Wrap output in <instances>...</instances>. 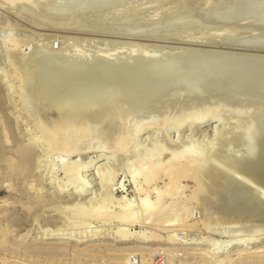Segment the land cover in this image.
<instances>
[{
    "label": "rangeland",
    "instance_id": "374dc122",
    "mask_svg": "<svg viewBox=\"0 0 264 264\" xmlns=\"http://www.w3.org/2000/svg\"><path fill=\"white\" fill-rule=\"evenodd\" d=\"M12 1H13V3H12ZM21 1H24V2H21ZM39 1H40V3H39ZM125 1H126V4L124 3ZM125 1H118V2L114 3L113 6H115V10H116V8L122 10V8L123 9H127V8L133 9V8L137 7L138 9L143 8L147 11V9L150 10L153 7L155 8L156 5L158 4V3H156L157 1H155V0L154 1L149 0L150 3H148V0H129V2H131V3H129L127 0H125ZM253 1L254 0H208V1L207 0H190V1L189 0H173V1L164 0L161 2L164 3L163 4L164 6L162 9L165 10V15H164V11L162 9L161 10L158 9L157 12H156V8H155V10L151 9L150 11H147L149 13L148 17H150V15L151 16L154 15L153 17H155V18L157 17V19H158V17H159V19L162 18L163 24L161 23L162 21H160L161 25L160 24H158L157 26L155 25L156 27L153 25H149V26L150 27L152 26L151 30L156 28L154 30H157L158 32L162 33V32H164V30L169 31V29H170V31H171V29L173 30V29L177 28L180 25V22L183 21L184 18H185L184 20L192 18V19H197V20H201L204 22L206 21L207 23L206 22L205 23L207 26L204 29H206L207 32L208 31L209 32H220L222 30V27L226 26L224 24L228 25V21H236L242 25L250 22L249 23L250 25L249 24L248 25L246 24V25L251 26V24H252V26L254 28L252 26L247 27L246 25L244 27V25H243V28L240 27L242 29L241 30L242 32H240L241 34H240L239 38L243 41L245 38V40L248 41L247 38H249V36H250V37H252V38H249L250 42L256 43V40L258 39L257 43H260V42L263 43L262 41L264 40V25H261L260 22H258L257 20H252L254 18L253 17L254 15H252V13H248L251 15L250 16L247 14V11H246V9L248 10V8L251 6L250 3H252ZM260 1L264 2V0H260ZM35 2H37L38 4L36 5ZM43 2H45V4H42ZM51 2H53V1L52 0H45V1L44 0H38V1L34 0V3H33V0H19V2L17 0H11V1L10 0H0V259H1L0 264H12V262L14 260H16V259H13L14 257L12 259H11V257H9V259H7L6 261L2 260L3 256L8 257V256H11L12 254H17L20 257V259L17 258V261H21V262H26L30 259L31 260L42 259L44 261H50V262L51 261H58L59 263L62 262V264H140L138 262V260L140 261L142 255L146 254V253H148L150 258L152 259L150 264H215L214 259H212V260L210 259L209 261H207L206 259H204L203 254L198 253V250H197V252L195 251V249L192 250L193 247L200 246L199 244H189V243H178L177 244V243L168 242L169 239L181 240V239H185V238L187 239V237H190V236L193 237L194 240L195 239L196 240H206V237L209 236V238L211 240L209 242V246H210V244L212 245L214 243L215 244L218 243L220 245L223 243L225 244V242H226V244H227V241L229 240L228 237L230 236L231 243H229V244L231 245L235 242H237V243L234 244V247L230 248L229 250H227L226 252L221 254V256L228 255V254L231 256H234V257L236 255H241V256L245 255L246 256V255H248V253H251V252H253V253H260L261 252L262 254H264V205H260V204L257 205L256 200L254 198L245 204L247 206V209L241 212L242 215L235 217L233 222H230L231 223L230 225H229V223H226V222L223 223V221L221 222L222 223L221 224V223H219L220 220L218 222V220H216V218H215L216 221L214 220L215 225H214V223L212 225V222H214V221H212L211 223L208 222V220L210 218L208 219L205 216V214L207 212L206 213H203V212H205L206 209L209 210L208 212H211V213L215 212L214 208L212 207L211 204H212V201H214V199L216 198V195H214L213 193H210V192L209 193L206 192L205 195H207V197L209 196L210 199L207 198V201H205V204L202 201L199 204L198 200L193 201L194 199H190V195L194 189V181L184 180L182 182V184H184L183 187L180 189V192L175 196L176 206H180V207L185 206V207H188L191 211L189 213H185V214L181 215L180 218H181V220H183L184 225L178 226V228H179L178 230H175L172 228L174 232L171 229H168V228L162 226V224L164 222H166L167 219L170 220V219H174L177 217L173 213H167V214H158L157 213V214H154L150 218V220L152 221L151 223H144L143 214L141 212L142 209L140 206L141 197L139 195L135 194L134 189H135L136 183H138L140 186L144 187V184L142 182L143 180H142L141 174H140V169L142 167L147 168V163L146 164L140 163L139 166H136V165L132 164V158H127L126 154L124 157V154H120V152L112 153V151H113L112 143H113V139H114L113 137H115V136H113V134L116 135V132L118 133V131L116 129L117 128L119 129V126L122 127L121 125L124 126L126 124L125 127L127 128V131L130 134L134 131V125L133 124L136 123L135 122L136 119L140 118L139 121L140 120L141 121H143V120L149 121V119H151V121H156V119H158V118L160 119V117H161L159 114L160 112L159 111H158L159 113L156 112V110H154L153 107L157 106V105H158L157 107H159L163 103H165V101L167 99L170 100V98H171V100H172L173 98L180 96L181 93H182L181 96H183V94H184V96L187 95L186 90L190 91L191 89H194V91L196 90L198 92L199 89L196 87H199L201 89V91H202V89H205V90L208 89L211 93H213L215 91L217 92V89L213 90L214 86L212 85L213 84L212 81H216L217 79L220 80L219 77H221V76L212 77V79H211V76L209 77V80H211L210 86H212L213 88H211L209 85H207L205 83V76L208 77L206 75V73L200 74L197 72H194V73L190 74L189 76H188V74H185V75L183 74L184 76L182 74L180 76H176L180 80H182L183 79L182 77H184V84L185 85L183 84V81L177 80L176 77L172 78V80L175 79L174 80L175 82H172V80L166 81V83L163 82L165 84H163V83L157 84V82L156 83L153 82L154 87L153 86L152 87L155 89L156 92L154 91L153 88H151V86H150L151 83H150V85H148L149 83L142 84L143 86L140 85L141 86L140 88L143 87V89H144L145 86H147L146 89L140 91L139 90L140 88H137V90H139V91L133 92L134 94L133 93L128 94V96L131 98L133 96V98H132L133 101H137V102H140V104H142L141 102L145 98L146 99L148 98L147 100L143 101L147 104H143V105L149 106V103L151 104L152 102H155L154 100L157 101L159 97L161 98V96L167 95V98L162 97L165 101L164 100L162 101V98L161 99L159 98L160 100H158V101H162L161 102L162 104L161 103L158 104L159 102L151 104L153 111H152V109H150L151 107H149V110L147 109V107H146V109L144 108L145 111H147L146 113L143 109L144 106L141 105V107H142L141 113L139 116H135L136 118L134 117L135 118L134 121H133V117H130L129 120L127 119L129 121V123L126 119H125L126 120L125 123L123 122L124 119H123V121H120L117 124L115 122V125L117 127L114 130H112V129L107 130V129H105V125H104L102 127V130L105 129V131L101 130V132L96 136H95V134H97V130L99 132L101 129L100 126L102 125L101 124L102 120L105 119V121L106 120L110 121L112 119H106V118L103 119L102 118V120H99L98 124H97L98 121L96 123L92 122V124H91L92 126L90 125L91 128H88V127H90L88 125L91 122L87 123V128H88V131L90 130V133H92L94 131L93 129H95V128H97V129H95V133L93 132L94 134L93 133H92V135L90 134L91 137L89 135V132H87L88 133L87 135L89 136V137L87 136L88 139L85 138L86 134L83 135L84 137L80 138V141H83V142H81L82 143L81 149H83L82 151L79 149L80 148L79 147L80 146L79 138H76V137H75L76 139L73 137L72 141H73V143L75 141V145H74L75 149L77 148V146L79 148H77L74 153H71V155L66 153V152L63 153V151H60V150L58 151V149H53L48 145L46 137L44 136L45 134L42 131L43 130V126H42L43 120H41V118L38 117V113H36V112H38V107H39V104L41 103V100L39 101L38 99L37 100L35 99L36 98L35 96H38L37 93L35 92V88L33 89V93L31 91V89L25 90L26 88H28L27 86H26V88L24 87V89H23V86H24L23 83L24 82L19 77L20 74H19L18 70H19V67L21 68L23 66L22 68H24V63L28 62V65L27 64L26 65L28 66V70L30 72V69H29L30 64L29 63H31L30 60H32V63L34 61V63L35 64L37 63V65H35V68L34 67L31 68V72H32V70L37 69V73L35 75H37V77H38V73H39L38 70H40L39 65L40 66L42 65V63L40 64L39 62L43 61V64H44V62L46 64V63H48L49 58L52 59L53 57H55L56 53H59V55H60L61 51L63 52L62 54H65V52H68L69 50L67 49L66 44L67 45L69 44L68 46H71L77 38H82L83 34H80V32H81L80 30L84 29V27H83V29L81 26L79 27L78 22L76 21V20H78L77 18L82 19L81 13H80L79 17H78L79 13H75L76 15L74 14V16H72V18L62 16L61 14H58V12L52 11L49 8V5H47L48 7L46 6V8H45V6H43L46 4H51ZM119 2L120 3L122 2L121 5L119 4ZM136 2H138V3H136ZM145 2H147V3L145 4ZM55 3L57 4V0H54V3H52V4L55 5ZM139 3H141V4H139ZM178 3L179 4H183V3L185 4L186 3V6L190 7L189 10H188V8H185L188 10L187 13L179 15V17H178V15H175L176 10H174V9H178L176 7ZM143 4H145V5H143ZM207 4H208V6H207ZM132 5H133V7H132ZM118 6H119V8H118ZM236 6H239V7H241L242 10H244L243 15H241L244 17L237 18L235 20H230L228 13L231 10H233V8ZM168 7H170V8H168ZM171 7H173V8H171ZM48 8L50 9V12H48L49 11V10H47ZM113 9L114 8H111V11H112L111 13L109 12L110 10H107V12L106 11L102 12L103 18H98L99 14H101V12H100L101 10L100 11L97 9L92 10L91 13L90 12L88 13L87 19H85L83 21L81 20V22H84V23H81V24H84L82 26H85V28H86V29H84L83 32H87L86 36L84 34L83 39H85L86 42L88 40L89 41L87 43H82L83 44L82 46H84L83 47L84 51L88 48L87 51H85L86 54H84V51L81 52L80 51L81 49L78 50V52L83 53L84 55H87V57H88L89 54L91 53V51L96 50L94 52V54L91 53V56H93V55H95V53L96 54L98 53V49H100V48L102 50L106 48L107 50L111 51L112 48H115L116 45H119L118 42H120V41L123 42L126 39H128L127 37L124 36V34L122 36V33L119 32V31H121L120 29H122L119 27L120 26L124 27L125 25L123 26V25L118 24V21L116 20L117 15L115 13V10H114L115 14H113ZM168 9H169V11H168ZM172 9L175 11L174 17L172 16V14L174 13ZM191 9H192V12H191ZM210 9H213V10L210 11ZM160 12L162 13V15ZM169 12L171 13L170 16H168ZM193 12H195L196 14L195 13L193 14ZM198 14L200 17L198 16ZM89 15H92L93 17L92 16L89 17ZM183 15H184V17H183ZM59 16H60V18H59ZM95 16H97L96 17V23H95ZM112 16L115 18H113ZM166 16H167V18H166ZM187 16H188V18H186ZM189 16H190V18H189ZM74 17L76 19H74ZM109 17L111 19L113 18L112 21H111V19H109ZM168 17H170L171 21L167 20ZM176 17H177V19H176ZM65 18H66V21L68 20V18H69V20H71L70 24L72 26H70V24H68V23H65ZM88 18H89V22L91 20L90 23L88 22ZM58 19H59V21H58ZM98 19H100V21L101 20L102 21L100 22ZM214 19H216V21ZM53 20H55V22ZM72 21H75L76 23L73 24L74 22H72ZM106 21L108 22V24ZM114 21H116V23ZM220 21H221L222 25H221V23H219ZM57 22H59L60 24H57ZM62 22H63V24L61 25ZM113 22H114V24L112 25ZM145 22H147V21H145ZM169 22L170 23L174 22L173 24H175V25L171 24L172 27H170L171 25H169L170 24ZM210 22H211V25H210ZM254 22H256V23H254ZM257 22H258V24H257ZM76 24H77V26H76ZM115 24H116V26H115ZM208 25H209V27H208ZM132 26L128 25V26H125L124 28L131 27V28H129L131 30V29H133ZM141 26H143V27H141ZM141 26H140L141 28H138V30H144V29L147 30L148 29L145 27L146 26L145 24H142ZM149 26H147V27H149ZM256 26L258 27V29L256 28ZM259 26H260V28H259ZM77 27H79V28H77ZM107 27L108 28L111 27V28L108 29ZM65 28H67L68 30H66ZM71 28L72 29L77 28V30L75 29L76 32L74 30H72ZM106 28L108 30H110V32H111V30H113L115 32L113 33V31H112V35H111L109 31L107 32ZM197 30L200 31L202 29H200V30L197 29ZM78 31H80V32H78ZM118 32H119V34H117ZM245 32L247 33L248 36L246 35ZM90 33H92L94 35H92ZM106 33L109 35H107ZM249 33H251V35ZM63 34H64V36H63ZM51 35H52V37H51ZM87 35H90L91 37L90 36L88 37ZM70 36H71V38H70ZM246 36H247V38H246ZM67 37H69V38L67 39ZM73 38H75V39H73ZM214 38L216 39L217 43H218L219 39H221V38H219V36L217 37V38H219L218 40H217L216 36H214ZM70 39L72 42L70 41ZM72 39L74 40V42ZM83 39L81 40V42H85V41H83ZM162 39H165V38H162ZM211 39L213 40V38H211ZM108 40H110V41H108ZM18 41H20V42L18 43ZM62 41H64V42H62ZM67 41H68V43H66ZM176 41L177 40L174 41V39L173 40L171 39L169 41L166 40V42H162V43H164L163 45L167 44L166 48H168V49L165 48L166 50L165 49H163V50L165 52H170L169 50H172L173 48H175L177 46L175 48V50L178 47H180L181 51L183 52L182 46H185V47H183V49L188 47V44L182 45L183 44L182 42L180 43L178 41L180 43L179 44L178 42L176 43ZM216 41H214V42L216 43ZM220 41H219L218 45L217 44H215V45H217V46L221 45ZM69 42L71 43V45ZM107 42H108V45H107ZM113 42L115 43V46L111 48V46H113V44H114ZM174 42H175V45H174ZM214 42H211V40H210L208 43L207 42L206 43L208 45H214ZM109 43L111 44V46L109 45ZM86 44H87V47L85 46ZM58 45L61 49L64 48V50L65 49L66 50L65 51L61 50L59 52L58 50L60 48L58 47ZM62 45H64V46H62ZM97 45H99L100 48ZM45 46H48V47H45ZM92 46H94V47H92ZM106 46H108L110 49H108V47H106ZM77 47H79V46H77ZM120 47L117 46L115 48V50L117 49L116 50L117 53L118 52L120 53V54L118 53V55H122L121 53L124 54V52L126 51V48L124 47L125 51L122 52L121 49H118ZM169 47H171V49H169ZM189 47H191V45ZM198 47H201V46H198ZM79 48H77V49H79ZM124 48H123V50H124ZM92 49H95V50H92ZM106 49L103 50L104 52L101 51L102 52L101 55H100V51H99V55L100 56H102V54L107 55L108 52ZM38 50H40V51H38ZM156 50H157V48H156ZM158 50H160V49L158 48ZM175 50H174V52L176 53L178 50L177 51H175ZM110 51H109V53H113V54L116 53V51H114V50H112L111 52ZM153 52H156V51L153 50L151 52V54H154L156 56L158 55L157 53H159V52H156V53H153ZM161 52H163V51L160 50V53ZM172 52H173V50H172ZM51 53L52 54L54 53V54L51 55ZM117 53L115 54V56L112 54V56L116 57ZM125 53L128 54V51H126ZM177 53H179V51ZM253 53L261 54L263 52L262 51L261 52L255 51ZM32 54H34V55H32ZM30 55H31V57H30ZM41 55H43V56L49 55V56L47 57L48 59L46 58L47 60H45L44 58H42L44 60H40V58H39V61H38V58H37L38 62H36V60L32 59V58L38 57V56L41 57ZM59 57H61V56H57V58H59ZM22 62H23V65L21 66ZM262 62L263 61H260V65ZM32 63H31V66H32ZM139 63L141 64L140 61H139ZM139 63H138V65H139ZM262 65H264V63H262ZM27 66H25V68ZM35 71H33V73H35ZM263 71L260 72L262 77L260 76L259 73H257L258 76L255 74V76L257 78L253 74H251V76L247 80L249 82V85H250V83H252V81L254 82L253 86L254 87L256 86L255 90H256V93L258 94V96L256 93L254 94L252 92V89H253L252 87H251V91L249 90L250 88L247 89L245 87V89H246L245 90L243 87V89H244L243 92H245L247 90L250 91L246 94L241 93V92L235 93V91L233 92V90H234V88L232 89L233 85L228 87L229 82H227V83H225V82L230 81L231 84H236V83H238V81L232 82L235 78L230 77L229 78L230 80H229L228 79L229 76H227L225 78H227L228 80L227 79L225 80L224 77H221V79L223 78L222 79L223 81L225 80V82H222V83L228 84L227 86L221 87L224 84L220 83V88H219L218 87L219 84H214V85L216 86V88L218 87V89H220V90H222V88H223V90H224V88H226V89H228V91L230 93L232 92V94H230L228 92L230 94V96H229V98H226L225 96L228 93H226V95H224L223 93H221L222 92L221 91L220 93L223 95V96H221L220 93L218 94V92L217 93L215 92L214 93L215 95L212 96L211 93L209 92L210 94L209 93L208 94L210 95L209 97H210L211 101L214 102L216 100L215 102H217V103H215V102L214 103L212 102V103L214 105L217 104V108H220V106H223L224 109L227 107L231 109L234 107L230 103L228 104L227 100L229 101V99H230V97H232V95L236 94L235 95L236 97L233 96L234 98L238 99V97H239V98H242L243 100H245L244 98L247 99L246 95H248L250 93V95L253 96L252 97L253 99L255 98V99L259 100L258 98L261 95L259 93H261V91H262L263 93H262L261 98L264 97L263 96L264 90H260V89L257 90V88L259 87V82L257 83L258 86L255 83L256 81L260 80L258 78L259 76L261 78V81L263 80V77H264ZM33 73H32V75H33ZM35 75H33L32 77L36 78ZM192 75L194 77H191ZM195 75H197L199 77V79ZM32 77L30 74L31 79H32ZM253 77H255L256 79ZM64 78H68V77L64 75ZM199 80H201L203 82L200 83ZM206 80L208 81V78ZM31 81H33V79ZM31 81H30V83L32 84ZM36 81L38 82V78ZM179 81L182 83H177ZM192 81L196 82V84H193L194 82L192 83ZM247 81L245 82V85L248 83ZM186 82H187V85H188V83L189 84L192 83L193 86H196V87H193V86L191 87L190 85L186 86ZM262 82L264 83V81H262ZM79 83L76 82L75 84H79ZM88 83L89 82H87L86 84H88ZM99 83H100V80L97 79L92 84H95V85L100 87ZM175 83H177V84H175ZM203 83H205L204 86H206L207 88L203 87V85L202 86L200 85L201 87L197 86L198 84H203ZM242 83L243 82H239V85L244 84V83L243 84ZM263 83H260L262 87H263ZM34 84H35V81L31 86H34ZM70 84L71 83H69V85L67 84L68 88H67V85L65 87L64 86H62V87L64 88V90H68L69 88L72 90V88H74L75 84L74 83H73V85L72 84L70 85ZM155 85H156V87H157V85H159L160 88L162 87L161 92H159L160 88H158L159 90L156 89ZM31 86L29 88H31ZM97 86H95V87L93 86L98 91V92H96V93H98L96 95H102V93H104L103 96H101L102 99L100 96H96V99H98V97H99V99L97 100V103H98V105H99V102L101 103L100 108H103V107L105 108L104 104L106 105V101H108V97L109 98L111 97V98L109 99L110 102L109 101L107 102V105H108V103L109 104L110 103H113V104L117 103L116 101L119 100L118 90L117 91L115 89L113 90V89H111L110 86L107 87V85L101 84L102 89L105 86L106 88L104 87V89L108 91L109 96H106V94H107L106 91L104 89L102 91L101 87H100V89L96 88ZM183 86H184V88H183ZM236 86H237V84L235 85V87ZM187 87L189 90L187 89ZM247 87H249V86H247ZM148 88L152 91H150ZM163 88H164V90H163ZM176 88H177V90H176ZM185 88H186V90H185ZM95 89H92V93L90 92L88 94V92H87L86 103H84L85 98H86L85 94H84V95H82L83 99H81L82 97H80V98L77 97L75 102L77 100L79 102L78 103L76 102V105H72V106H68V107L69 108L73 107V109L76 108V110H77V109H80V107L83 108L87 104L92 105L91 100H93V97L95 96V94H94V92L96 91ZM229 89H232V90H229ZM263 89H264V87H263ZM109 90H110V92H109ZM146 90H148L149 92L147 91L146 95H145ZM184 90H185V93H183ZM205 90H203L204 93L206 92ZM238 90H240V89L237 88V91ZM89 91H91V89ZM100 91H102V93ZM114 91H116L118 93H116ZM177 91L179 92L178 93L179 95H177L175 93ZM111 92H112V94H111ZM167 92L169 93V96H168ZM142 93H144V94H142ZM148 93H149V95H148ZM170 93H172V94L170 95ZM204 93H203V95H204ZM131 94H132V96H131ZM135 94L136 95L138 94V96L141 95L142 97H144V96L145 97L142 100L141 96L136 97ZM160 94H161V96H160ZM173 94H174V97H173ZM88 95H91V96H88ZM115 95H117L118 99L116 98ZM205 95H207V93ZM240 95H242V97H240ZM255 95L258 98H256ZM105 96H106L107 100H106V98H104ZM119 96H121V95L119 94ZM58 97H60V96L58 95L57 98ZM149 97H151L152 99ZM222 97L226 98V99L224 100ZM227 97H228V95H227ZM89 98H90V101L88 100ZM134 98L135 99L137 98V99L134 100ZM203 98H205V97L203 96ZM220 98H222V100ZM26 99L27 100L29 99L30 101L29 100L27 101ZM80 99H81V101H80ZM94 99H95V97H94ZM103 99L105 102L103 101ZM205 99H208V98H205ZM217 99H219V101ZM148 100H150L151 102L150 101L148 102ZM174 100H176V99H173L172 101H174ZM248 100H250V98L247 99V102H248ZM34 101H35V103H34ZM87 101H89V102H87ZM172 101H171V103H172ZM222 101H223V103H222ZM224 101L226 104L224 103ZM36 102H37V105H36ZM71 102H72V104H74V101H71ZM90 102H91V104H90ZM197 102H199V101L197 100ZM263 102H264V100H263ZM82 103H84V104H82ZM94 103H95V105L97 104L96 100ZM244 103H246V102H244ZM77 104H79L80 107H77ZM224 104L226 107L224 106ZM259 104H261V102ZM263 104L264 103H262L260 105V107L263 106ZM31 105H33V106L31 107ZM34 106H35V110L33 108ZM101 106H103V107H101ZM212 107H214V106H212ZM212 107H209V110H210L209 112H212V110H214V108L212 109ZM36 108H37V110H36ZM241 108H245V106H242ZM261 108H264V106ZM155 109H157V108H155ZM70 110H72V109H70ZM228 110H226V111H228ZM256 111H258V109H256ZM153 112H154V114L152 115ZM148 113L151 115H149ZM147 114L149 115V117ZM258 114H260V112ZM141 115L143 118H141ZM221 115H224V114H221ZM221 115H219L218 117H216L217 115H212V117L210 119L202 122L200 127L187 128L183 131L174 130V131H171L167 134H169L170 138H173L177 142L181 141L184 143V145L186 144L185 147L190 149L192 152L200 153V155L202 157L205 156V158L207 156L208 159L210 157L209 160H211V161L215 160L214 161L215 163H217L216 162V160H217L218 164L220 163L219 166L221 168L222 167L225 168L224 170L227 171L228 173L233 172L231 174H234L236 176V178L239 177V180L248 184V186H250V188L253 190L254 193H256L254 190H257L258 192L261 191L262 192L261 194H263L264 193V187L261 184H259V182L264 180V165L263 166L261 165L262 163H264V150L262 152H260L259 154H257L258 155L256 157L257 163L249 162L247 160V161H241L240 163L237 162V163L233 164V162H231V159L227 156L226 151L234 153L235 150H237L238 148L240 149L242 147V145H239V143H241V141H239V140L235 139V137H233V135H237L236 133H238V130H240L242 127H240L239 125L237 126V124H240L239 123L240 121H239V118H237L236 116H234V117L228 116V117L232 118V120L230 118H229L230 120H227L228 117L226 118L225 117L226 115H224V117L226 119V120H224L223 119L224 117ZM150 116L153 118H151ZM203 117H204V115H203ZM161 119H162V117H161ZM224 121H226V122H224ZM121 122H122V124H121ZM256 125H257V123L255 124V126ZM114 126H111V127L113 128ZM233 126H235V127H233ZM129 127H130V129H129ZM109 128H110V126H109ZM150 128H149L150 130L143 129L142 131H140L138 133L139 136L138 135L136 136L137 144H139V146L137 147L139 149V153L143 152L144 149L149 148L151 146V144H153L155 142V140L157 139V137H156V139L154 138L155 136H162L163 135L159 129L155 128L153 130L154 126H150ZM222 129H224V130L227 129V130L231 131L230 132L231 134L229 133L230 134L229 137L220 138V131H222ZM106 131H109L107 134L108 136L106 135V133H104ZM232 131L234 132V134L232 133ZM111 132L112 133L114 132V133L112 134ZM254 134L258 136V134H256V133H254ZM254 134L252 135V141H253V138L256 137V136L253 137ZM103 136H104V138H103ZM149 136H150V139H149ZM152 136H153V139L151 138ZM193 137H194V139H193ZM137 138H138V140H137ZM258 138H257V142H256V140H254V144L256 146H262L263 143H262L261 137L259 136ZM262 139L264 142V137ZM45 140H46V142H45ZM77 140H78V144H77ZM93 143H95V144L93 145ZM101 143H102V145H101ZM21 146L22 147H28V148L32 149V158H31L30 162L29 161H22V159L20 158V154H19L18 150ZM84 147H85V149H84ZM108 147L110 150L108 149ZM209 147H214V150L213 149L210 150ZM235 147L237 149H235L233 151V148H235ZM94 148H96L97 151ZM99 148L102 149L103 152L101 150H99ZM216 149H218V150H216ZM17 151H18V153H16ZM169 151H170L169 149L164 150V152L168 153V154L165 156V153L163 152V154H161L162 160L167 159V157L170 155ZM245 151L248 152V150H246V149H245ZM77 152H78V154H77ZM132 152H133V150H132ZM127 154L129 155L130 153L128 152ZM163 157H165V158H163ZM140 158H142V160H143L144 156H141ZM77 159H78V162H80L81 164H85V163L87 164L86 169L79 170V171L74 170V172L73 171L66 172V174H65L63 166H65V164L66 165L71 164L74 161H77ZM110 166L113 170H111ZM103 170H104V172L107 170L106 173H108L109 171H114L117 174V177L114 180V182H111V183L108 182L107 183L106 181L105 182L103 181V175L101 176V174H99ZM252 173H256V175L258 176L257 181H254L251 177L249 178L250 174H252ZM78 177H79L80 181H78ZM134 177H136L135 178L136 183H134ZM52 178H54V179H52ZM100 178H102V179H100ZM83 180H84V183H82V184H84V185L81 184V182H83ZM101 180H102V182H100ZM50 182H53V183H50ZM166 182H167L166 178L163 177V179L160 178L157 181V183L154 185L155 186L157 185V187L159 186V188L164 189ZM231 183H232V187H233L234 183L231 182L230 180L227 181V184H226L227 186H226V190H225L224 194L231 193V191H228V188L230 187ZM207 184L210 185L211 181L208 182ZM123 185H124V189H122ZM79 186L80 187L85 186L87 188V191L83 194H80V196L78 197V196H76V193H74L75 192L74 189L78 188ZM235 187H236V185H235ZM229 189H232V188L230 187ZM233 189L236 190V188H234V187H233ZM237 189H239V188H237ZM105 193H109L108 197H110V194H112V197H110L111 199H109L107 197L105 199L104 197L107 195L106 194L105 196H103ZM44 195H46L47 197ZM100 195L103 197L102 199H101ZM123 195L125 196V198L128 202L127 206H125V207L126 208L135 207V209L138 210V219L141 223L138 221H136L134 223H132V222L130 223V221H124V222H126L124 224L123 220H120L119 217L113 218V217L108 216L114 212H120L122 210L124 205L119 200L122 197H124ZM151 196H152L151 198L154 199L155 193H152ZM212 198H213V200L211 201ZM40 199H42V200H40ZM37 200L38 201L40 200L41 202L38 203ZM96 201H97V203H96ZM170 201L171 200H168L167 202H165V204H169ZM76 204H78L80 207H82L83 209H86V210H87V208L89 210L91 207H92L90 209L91 211H93V209L94 210L98 209L100 212H102L104 214L98 215L96 217L95 216L90 217V215L80 216V215H85V214L74 215L75 212L73 211L74 212L73 213L71 208L73 207V209H74L76 207ZM198 204H199V206H198ZM66 208L68 211L66 210ZM69 208L71 209V211L69 210ZM57 211H59V212H57ZM213 215H215V213ZM136 218H137V216H136ZM203 220H204V222H203ZM216 222H218V223H216ZM207 223L209 224L208 228L205 227V224H207ZM147 224H148V226H145ZM226 224H227V227L229 225L232 229L230 227L226 228ZM210 225H212V227ZM61 228H63V229H61ZM124 228H126L125 229L126 231L133 232V234H132V237H134L133 239L119 240L120 236H119L118 232L120 229H124ZM227 230H229V232ZM232 230H234V231H232ZM143 231L147 232L148 234H150L151 232H154V234H156V236L153 237L154 240L149 241V242H143L141 237H140L141 235L138 233V232H143ZM45 232H48L49 234L45 233ZM50 232H51V234H55V233L56 234L51 235ZM223 232H226V234L225 233L223 234ZM172 233L175 234L174 237H170V234H172ZM44 235L45 236L48 235L51 237H49V238L42 237ZM190 238H188V240L193 239V238H191V239ZM239 241L241 242V244L238 243ZM41 244L46 245V246H60L61 245V247H63V248L53 249V250H44V251L43 250L42 251L37 250L36 249L37 246H39ZM214 246L215 245H212L211 248ZM179 247L182 249H180ZM205 247H208V245ZM159 248H166L168 251L165 249L162 251V249H159ZM168 248H170V249H168ZM172 248H173L172 251H174V248L175 249L177 248L179 251L176 252V250H177L176 249L174 252H171ZM185 248H187V249H185ZM13 250H14V252H12ZM58 250H60V251H58ZM165 251L168 252L169 254L166 253ZM192 251H194V252H192ZM137 252L138 253L140 252V253L138 254ZM170 252L172 254L174 253L173 255L175 257H171L173 255H170ZM188 252L190 254L192 252V254H193V255L192 254L188 255L189 257L191 256L190 262L188 261L189 260V257L187 256ZM163 253L168 254V255H166L168 257H165V255ZM175 253H176V255H175ZM177 254H179L180 257ZM167 258H170L171 260L170 259L167 260ZM186 258H188V259H186ZM176 260H178V262ZM185 260H187L188 262H186ZM171 261H173V262H171ZM238 262L239 261L232 262V263L233 264H251L252 263L249 259H246L243 262H242V260H240V262L239 263ZM232 263H230V264H232Z\"/></svg>",
    "mask_w": 264,
    "mask_h": 264
},
{
    "label": "bare ground",
    "instance_id": "6f19581e",
    "mask_svg": "<svg viewBox=\"0 0 264 264\" xmlns=\"http://www.w3.org/2000/svg\"><path fill=\"white\" fill-rule=\"evenodd\" d=\"M17 1L19 2V0H17ZM52 1L53 2H51V4H46V5H43V6H45V8H46V6L49 5V8L52 11L58 12V14H61L62 16L69 17V18L70 17L72 18V16H74L75 13H79L78 14V17H79V15L81 13L82 14V19L81 18H77L76 16L75 17L78 19L76 21L78 22L79 27L81 26L82 29H83V27H84V29H86V28H85V26H82L84 24H81V23H84V22H81V20L83 21V20L87 19L88 13L89 12L91 13L92 10H96V9L99 10V11L101 10L100 11L101 14H99L98 18H103L102 12H104V11L107 12V10H110L109 12L111 13L112 12L111 11V8H114L113 9V14L116 13V15H117L116 16L117 17L116 20L118 21V24L119 25H123V26L124 25L125 26H128V25H131L132 26L133 25L132 26L133 29H131V30L129 29L131 27L124 28L125 26L124 27H122V26L119 27V28H122V29H120L121 31H119L117 29L120 33H122V36L124 34V36L128 38V39H126L127 41L126 40L123 41V42L120 41V42H118L119 45H116V46H115V43L114 42H113L114 43L113 46H111V44H110L111 42L109 43V45L111 46V48L114 47V46H115V48L117 46H119V47L121 46L118 49H121L122 52H124L125 51V48H126V51H128V54H126L125 53L126 51H125L124 52L125 55L123 53H121L122 55H118L119 52L117 53V51H116L117 49L115 50V48H112V50L116 51V53H117L116 57H114L116 53H114V54L113 53H109L110 50H107L105 48L107 50L108 54L107 55H103L102 54V56H100L101 53L104 52L103 50H105V49L102 50L100 48V46L97 45L100 48V49H98V53L97 54L95 53V55L91 56V53L94 54V52L96 51L95 49H92V50H95V51H91V53L87 57V55H84V54H86L85 51H87L88 48L84 51L83 50L84 49L83 48L84 46H82L83 45L82 43H87L89 40L86 42V40L83 39L84 38V34L86 36V33H87V32H83L84 31V29H83V30H80L81 32L78 31V32H80V34H83V37L82 38H77L75 40V42L73 40L75 38H73L72 40H73L74 43L71 45V43L69 42L71 46H68L69 44L68 45L66 44V47L69 50L68 52H65V54H62L63 52L61 50L65 51L66 49L64 50L63 47H62L63 49H61L59 47V45H58V47L60 48L58 51L59 52L61 51V54L60 55H59V53H56L55 54V57H53L52 59L49 58L48 63H46V64H45V62L43 64V61L42 62L41 61L39 62L40 64L42 63V65L41 66L39 65L40 68L38 67L40 69V70H38L39 71L38 77H37V75H35L37 73V69H34L31 72V68L32 67L35 68V65H37V63L35 64L34 61L32 63V60H30L31 63H32V66H31V63H29L30 64L29 65L30 72H29L28 66H27L28 65V62L27 63L26 62L24 63V68H22L23 67L22 66L23 65V62H22V64H21L22 67L21 68L19 67V70L18 71H19V74H20L19 77L24 82L23 83V85H24L23 86V89H24V87L26 88V86H27L28 88H26L25 90L31 89V91L33 93V89L35 88V92L38 95V96H35L34 95L36 97L35 99L36 100L38 99L39 101L41 100V103L39 104V107H38V112H36V113H38V117H40L41 120H43L42 121L43 122L42 123V126H43V130L42 131L45 134V135L44 134L43 135L46 137V140H47L48 145L51 148H53V149H58V151L60 150V151H63V153L66 152V153H68L70 155H71V153H74L76 151V149L79 148V147H80L79 149L82 151L83 149H81V146H82V143L81 142H83V141H80V138L81 137H84L83 135L86 134L85 138L88 139L87 138V136H88L87 135L88 134L87 132H89V135L90 134L92 135L93 132L95 133V129H97V128L93 129L94 131L92 133H90V130L88 131V128H91L92 122L93 123H96L98 121L97 122V124H98L99 123V120H102V118L103 119L104 118H106V119H112V120H110V121L109 120H106L105 121V119L102 120V123L100 122L102 124L100 126L101 129H100L99 132L97 130V134H95V136L98 135L101 132L102 127L104 125H105V129H107V130L108 129L109 130L110 129L114 130L117 127L115 125V122L117 124L118 122L123 121V119H124L123 122L125 123V121L127 119L129 120L130 117H133V121H134V119L136 118L135 116H139L140 113H141V109H142L141 105L147 104V103H145L143 101L147 100L148 98L147 99L145 98L143 100V98L145 96L142 97L140 95L141 98H142V100H143L141 102L142 104H140V102H137V101H133L132 100V98H133L132 94H131L132 98L129 97L128 94L129 93H133L135 91H139V90L142 91V90L146 89L147 86H145L144 89H143V87L140 88L141 87L140 85H142V84L149 83L148 85H150V83H151L150 86H151V88H153L154 87L153 86V82H155V83L157 82V84L158 83H163V82L166 83V81L172 80L173 77L180 76L181 74L182 75L183 74L184 75L185 74H188V76H189L190 74H192L194 72H197V73H200V74H205L206 73V75L208 77L205 76V83L207 85H209V86L211 84L210 83L211 80H209V77L210 76H211V79H212V77H216V76L219 77V76H221V77H224L225 80L227 79L225 77L229 76L228 79L230 77L235 78L232 82L238 81V83H236L237 86L235 87L236 84H231L230 81H226L225 82V80L223 81L222 80L223 78L221 79V77H219L220 80H218V79L216 80L215 79L216 81H212L213 82L212 85L214 86V88L212 86H210V87L213 88V90L214 89H217L218 94L221 91H222L221 93H223L224 95H226V93L229 92L228 89H226V88H224V90L226 89L225 90L226 92L223 90V88H222V90L218 89V87L220 88V83L221 84H224L221 87L227 86L228 84H229L228 87L233 85L232 89L234 88L233 92L235 91V93L236 92H238V93L241 92V93L246 94V93H248V92L251 91V87L253 88L252 89V92L254 94L256 93V90H255L256 89V86L255 87L253 86L254 85L253 84L254 82L252 81L253 79L251 80L252 83H250L251 86L249 85V82L247 80L249 79V77L251 76V74H253L254 76L256 74L258 76L257 73L260 74V72H262L264 70V65H262V63H264V54H263L264 53V40L262 41L263 43H261V42L260 43H257V40L258 39L256 40V43H252V42L249 41V38H252V37L249 36V38H247L248 35H247L246 32H245L246 35H247L246 38L248 39V41H246L245 38H244V41L239 38L240 37V34H241L240 32H242L241 31L242 29L240 27L243 28V25L245 27L246 24L248 25L250 23L249 21H248L249 23H245L244 22L245 24H243V25L242 24H239L236 21H228V25L227 24H224L226 26L225 27H222V30L221 31L219 30L220 32H209V31L207 32V30L204 29L207 26L206 25V23H207L206 21H205L206 22L205 23L204 21L197 20V19H192L191 18V19L184 20L185 19L184 18L183 21L180 22V25L178 24L179 26L178 27L176 26L177 28L173 29L174 31L172 29L170 31V29L167 27L169 29V31L164 30V32L161 33V32H158L157 30H154L156 28H154V29L151 30V27L152 26L150 27L149 25H153V26H155V25L157 26L158 24L161 25V23L163 24V19L162 18L159 19V17L157 19V17L156 18L153 17L154 15L153 16L150 15V17H148V14L149 13L147 11H150L151 9H154L155 10V8H156V12L158 11V9L161 10L163 8V6H164L163 5L164 3H162L161 1H164V0H155V1H157L156 3H158L156 5V7L155 8L154 7L153 8L150 7L151 9L150 10L147 9V11L145 9H143V8L142 9H138L137 7L133 8V9L132 8L131 9H129V8L123 9L121 6L120 7L122 8V10L117 9V8L115 10V6H113V4L116 3V2H118V1H125V0H57V4L55 3V5L52 4V3H54V0H52ZM127 1L129 2V0H127ZM171 1H173V0H171ZM21 2H24V1H21ZM12 3H13V1H12ZM33 3H34V0H33ZM35 3H36V5L38 4L37 2H35ZM39 3H40V1H39ZM121 3L119 2L120 5H121ZM124 3L126 4V1ZM129 3H131V2H129ZM136 3H138V2H136ZM146 3L147 2H145V4ZM148 3H150L149 0H148ZM42 4H45V2H43ZM139 4H141V3H139ZM145 4H143V5H145ZM208 4H207V6H208ZM250 5L251 6L248 8V10L246 9L247 14L248 13H252V15H254L253 16L254 18L252 20H257L258 22H260L261 25H264V2H262L260 0H254L252 3H250ZM132 7H133V5H132ZM173 7H171V8H173ZM176 7L178 8V9H174V10H176V14H175V11L172 9L173 12H174V13L172 12L173 13L172 14L173 17H174V14L175 15H178V17H179V15H182L184 13H187V11L190 9V7L186 6V3L185 4L184 3L183 4H179L178 3ZM49 8L47 9V10H49L48 12H50V9ZM118 8H119V6H118ZM168 8H170V7H168ZM185 8H188V10L185 9ZM114 10H115V13H114ZM212 10L213 9H210V11H212ZM163 11H164V15H165V10H163ZM168 11H169V9H168ZM191 12H192V9H191ZM243 12H244V10H242L241 7L236 6V7L233 8V10H231L228 13V15L230 17V20H235L237 18L244 17V16H241V15H243ZM194 13L195 12H193V14ZM170 14L171 13L169 12V15L168 16H170ZM161 15H162V13H161ZM248 15H250V14H248ZM60 16H59V18H60ZM90 16H92V15H89V17ZM198 16H199V14H198ZM75 17H74V19H76ZM96 17L97 16H95V23H96ZM183 17H184V15H183ZM69 18H68L67 21H66V18H65V23H68V24L71 23V20H69ZM113 18H115V17H113ZM166 18H167V16H166ZM186 18H188V16ZM189 18H190V16H189ZM109 19H111V18L109 17ZM112 19H111V21H112ZM176 19H177V17H176ZM98 20L100 21V19H98ZM167 20H170V17H168ZM214 20L216 21V19H214ZM53 21L55 22V20H53ZM58 21H59V19H58ZM145 21H147V22H145ZM160 21H162V22L160 23ZM72 22H74L73 24L76 23L75 21H72ZM88 22H89V18H88ZM90 22H91V20H90ZM114 22L116 23V21H114ZM114 22L112 23V25L114 24ZM258 22H257V24H258ZM173 23L171 22L169 25H171ZM219 23H221V21ZM254 23H256V22H254ZM57 24H60V23L57 22ZM62 24H63V22L61 23V25ZM107 24H108V22H107ZM142 24H145L146 25L145 27L148 28V29L147 30H145V29L144 30H138V28L143 27V26H141ZM173 25H175V24H173ZM210 25H211V22H210ZM221 25H222V23H221ZM70 26H72V25L70 24ZM76 26H77V24H76ZM115 26H116V24H115ZM147 26H149V27H147ZM251 26H252V24H251ZM251 26H247V27H251ZM79 27H77V28H79ZM170 27H172V25ZM208 27H209V25H208ZM77 28H73V29L71 28V29L75 31V29L77 30ZM110 28H108V29H110ZM256 28L258 29L257 26H256ZM259 28H260V26H259ZM65 29L68 30L67 28H65ZM108 29H107V32L108 31L110 32V30H108ZM197 29H199V30L202 29V30L198 31ZM112 31L113 30H111V32H110L111 35H112ZM114 32L115 31H113V33ZM119 32L117 34H119ZM90 34H92V33H90ZM249 34L251 35V33H249ZM92 35H94V34H92ZM107 35H109V34H107ZM63 36H64V34H63ZM87 36L89 37L90 35H87ZM214 36H216V38L218 36H219V38H221V39L217 38V40L218 39H219V41L221 40L220 41L221 45L217 46L218 43H219V41L217 43V41L214 38ZM51 37H52V35H51ZM68 38L69 37H67V39ZM70 38H71V36H70ZM162 38H165V39H162ZM211 38H213V40ZM82 39L85 42H81ZM171 39L172 40L174 39V41L177 40L176 43L178 41L180 43L182 42L183 43L182 45L188 44V47H186V48L183 49V47H185V46H182L181 45L182 46V50H183V52H182L180 47H178L175 50V48L177 46L176 47L174 46L175 48L172 49L173 52H172V50H169L170 52H165L163 49H165L167 47L166 46L167 44L166 45H163L164 43H162V42H166V40L169 41ZM209 39L211 40V42L216 41V43L214 42V45H208L207 43L210 41ZM68 41L66 43H68ZM70 41H71V39H70ZM108 41H110V40H108ZM19 42L20 41H18V43ZM62 42H64V41H62ZM215 44H217V45H215ZM107 45H108V42H107ZM174 45H175V42H174ZM190 45H191V47H189ZM62 46H64V45H62ZM77 46H79L80 48L77 47ZM85 46L87 47V44ZM198 46H201V47H198ZM45 47H48V46H45ZM92 47H94V46H92ZM106 47H108V46H106ZM77 48H79V49H77ZM123 48H124V50H123ZM156 48H157V50H156ZM158 48L160 50H162L164 53L163 52L160 53V50H158ZM108 49H110V48L108 47ZM166 49H168V48H166ZM169 49H171V47H169ZM78 50H80L81 52L84 51V54L78 52ZM153 50L156 51V52H159V53H157L158 54L157 56L154 55V54H151V52ZM174 50L175 51L178 50L179 53H177L178 52L177 51L176 52L177 54H176L174 52ZM38 51H40V50H38ZM99 51H100V55H99ZM255 51H259V52L262 51L263 53H261V54H259V53H253ZM156 52H153V53H156ZM53 54L51 53V55H53ZM112 54L114 56H112ZM32 55H34V54H32ZM48 56L49 55H44V56L41 55V57L38 56V57H34L32 59H34V60H36V62H38L39 61V58H40V60H44V59L47 60L48 59L47 58ZM57 56H61L62 58L61 57L57 58ZM30 57H31V55H30ZM37 58H38V61H37ZM42 58H44V59H42ZM135 61L136 62L138 61V62L136 63ZM139 61L141 62V64L139 63ZM260 61H263L261 63V65H260ZM138 63H139V65H138ZM25 66H27V67L25 68ZM33 71H35V73H33ZM29 73L31 74V77L33 75L36 76V78L35 77H32L33 81H31L32 79L30 78V74ZM32 73H33V75H32ZM263 73H264V71H263ZM64 75L67 76L68 78H64ZM195 76H197V75H195ZM260 76L262 77L261 74H260ZM260 76L258 77L260 80L258 79L259 81H256L255 83L257 84L259 82V87L257 88V90L258 89L264 90L263 89L264 83L262 82V81H264V77H263V80L261 81ZM191 77H194V76L192 75ZM255 77H253V78H255ZM37 78H38V82L36 81ZM182 78L183 79L180 80L179 78L176 77L177 80L183 81V84H184V77H182ZM207 78H208V81L206 80ZM97 79L100 80V83H99L100 87H101V84H102V85H107V87L110 86L111 89H113V90L114 89L116 91L118 90L119 93L116 92V91H114V92L118 93V97H119V100L116 101L117 102L116 104H113V103H110L109 104L108 103V105H107V102L111 98V97L110 98L108 97V101H106V105L104 104L105 108L103 106H101L103 108H100V104L101 103L98 101L99 102V105H98L97 100L99 99V97H98V99H96V96H100V97L103 96L104 93H102V91H103V89H104L105 86L103 87V89L101 87V90L102 91H100V92L102 93V95H96V94H98V93H96L98 91L94 87L97 86V85L92 84V83L95 80H97ZM198 79H199V77H198ZM174 80H172V82H175ZM201 80H199L200 83L203 82ZM30 81L32 82V84L35 81L34 86H31L32 84L30 83ZM180 81L177 82V83H182ZM246 81L248 82L247 83L248 85L247 84L246 85L249 86V87H247L245 85V82ZM76 82L77 83L80 82V83L79 84H75ZM87 82H89V83L86 84ZM193 82L194 81H192V83ZM222 82H225V83L229 82V83L228 84H225V83H222ZM239 82H243L244 84L242 83L243 85H239ZM69 83H71L72 85L74 83L75 84L74 88H72V90L70 88H69L70 90L69 89L68 90H64V88L62 86L65 87L67 84L69 85ZM165 83H163V84H165ZM177 83H175V84H177ZM192 83L191 84L188 83V85H187V82H186V86H189L190 85L192 87L193 84H196V82H194L193 84ZM205 83L198 84L197 86H200V85L202 86L203 85V87H206V86H204ZM260 83H263V87L261 86ZM214 84H219V86L217 85L218 87L216 88V86ZM29 85L31 86V88H29L30 87ZM68 85H67V88H68ZM257 86H258V84H257ZM100 87L97 86L96 88H99L100 89ZM155 87H156V85H155ZM193 87H196V86H193ZM243 87H244V89H245V87L247 89L250 88L249 89L250 91L247 90V91L243 92V90H244ZM137 88H140V89L137 90ZM158 88H160L159 85H157L156 89H158ZM183 88H184V86H183ZM196 88L199 89L198 92L196 90L194 91V89H191V88H190L191 89L190 90L191 92H190V91H187L186 88H185L187 95L184 96V94H183V96H181V94H182L181 93L180 94L181 97L180 96H177V95H179L178 94L179 93L178 91L175 92L177 95L175 93L174 94L178 98L177 97L173 98L174 97V94H173V97L172 96L171 97L173 99H176V100L172 101L173 99L171 100V98H170V100L172 101V103L168 99L166 101L163 99L164 97L167 98V95L161 96V94H160L161 98L163 97L162 98V101L164 100L165 103L162 104L161 103L162 101H158V100L161 99L159 97L160 99L158 98L157 101L154 100L155 102H152L151 104L156 103V102L157 103L159 102L158 104H160V103L162 104L159 107H157L158 105L153 107V109L156 110V112H158V111L160 112V113L159 112L158 113L160 114V116L162 117V119L160 117V119L158 118V119H156V121H151V119H149V121H145V120H143V121L140 120L139 121V119H140L139 118V119H136L137 121L135 120V122H136L135 124H133L134 122L132 121L133 122L132 124L134 125V131H133L134 133L132 132V133L129 134V132L127 131V128L125 127L126 124L124 126L121 125L122 127L119 126V129L118 128L116 129L118 131V133L116 132V135L113 134L114 132L113 133L111 132L113 134V136H115V137H113L114 139H113V143H112V146H113L112 153L120 152V154H124V157H125V154H126L127 155L126 156L127 158H132V164H134L136 166H139L140 163L141 164H146L147 163V168L142 167L140 169V174H141V178L143 180L142 182L144 184V187H142L138 183H136V179H135L136 177H134V183H136L134 191H135V194H137V195H139L141 197L140 206H141V209H142L141 212L143 214L144 223H151L152 221L150 220V218L154 214H157V213L158 214L173 213L177 217L174 218V219H170V220L167 219L166 222H164L162 224L163 227H166L168 229H171L172 231H173V229L178 230L179 229L178 226L184 225L183 220H181V218H180L181 215L182 214H185V213L191 212L188 207H185V206L180 207V206H176V204H175V202H176L175 196L180 192V189L183 187L184 184H182V182L184 180L194 181V189H193V191H192V193L190 195V199H194L193 201L198 200L199 204L201 203V201L204 202V204H205V201H207V198L210 199L209 196L207 197V195H205L206 192H208V193L210 192V193H213L214 195H216V198L214 199V201H212L214 197L211 199V201H212V204L211 205L214 208V211L215 212H213V211H212L213 213L208 212L209 211L208 209H206V211L203 212V213H206L207 212L205 214V216L208 219L210 218L209 220L207 219L208 222H210V223L212 221H214L215 218H216V220H218V222L220 220L219 223H221L223 221V223L226 222V223H229V225H230L231 224L230 222H233V220H234L235 217L242 215L241 212L247 209V206L245 204L248 201L252 200L253 198L256 200V204L257 205H259V204L260 205H264V193L261 194L262 192L261 191L258 192L257 190H254L257 194L254 193L253 190L250 188V186H248V184H246L245 182L239 180V177L236 178V176L234 174H231L233 172L230 171L231 173H228L227 171L224 170L225 168H223V167L221 168L219 166L220 163L218 164V161L217 160H216L217 163H215L214 162L215 160L214 161L213 160L212 161L209 160L210 157L208 159L207 156L205 158V156L202 157L200 155V153L192 152L190 149H188V148L185 147L186 144L184 145V143L181 142V141L180 142H177L173 138H170L169 134H167V133H169L171 131H174V130L183 131V130H185L187 128L200 127L201 126V123L204 122V121H207L208 119H210L212 117V115H217L216 117H218L219 115L224 114V115H226L225 116L226 118L228 116H231V117L236 116L237 118H239V121H240L239 122L240 124H237V123L236 124H237V126L239 125L242 128L240 130L237 129L238 130V133H236L237 135H233V137H235V139L241 141V143H239V145H242V147L240 149L239 148L237 149L235 147V148H233V151L235 149H237V150H235L234 153L233 152L231 153V152L226 151L227 152L226 154L231 159V162H233V164L234 163H237V162L240 163L241 161H247V160L249 162L257 163L256 162V157L258 156L257 154H259L260 152H262L264 150V142H263V139H262L264 137V108H261V107L264 106V104H263V106L260 107V105L262 103H264L263 102L264 97H262L263 99L261 98L263 92L261 91V93H259V94H261L259 98L257 97L258 94L256 93L257 96L256 95L255 96L259 100L255 99V98L253 99L252 98L253 96H251L250 93H249L248 95H246L247 96V99L250 98V100H248V102H247V99L246 98H244L245 100H243L242 98H239V97L237 99V98H234L233 97L236 94L235 95H232V97H230L229 101L227 100L228 104L230 103L234 107V108H231L232 109L231 110L228 107L224 109L223 106H220V108L222 107L221 109L220 108H217V104H215V105L213 104L216 100L214 102L211 101V99L209 97L210 96L209 94L211 92L208 89H206V90L205 89H202V91H201V89L199 87H196ZM237 88H239L240 90L237 91ZM90 89H91V91H89ZM92 89H95L96 90L94 92L95 99L93 97V100H91L92 105H88V104L86 105L85 104L86 106H84L83 108H81L80 105L77 104V107H80V109H77V110H76V108L73 109V107H71V108L68 107V106L76 105V102L77 103L79 102L78 100L75 102V100L77 99V97L80 98L84 94H85V97H86L84 103H86V100H87L86 94H87V92H88V94L90 92L92 93ZM161 89H162V87L160 88V91L159 92H161ZM187 89H188V87H187ZM232 89H229V90H232ZM163 90H164V88H163ZM176 90H177V88H176ZM185 90H184V92L183 91L182 92L185 93ZM203 90H205L206 92L204 93ZM105 91L107 93V94L105 93L106 96H109L108 95V91L107 90H105ZM147 91L148 90L145 91V95H146V92ZM150 91H152V90H150ZM154 91H155V89H154ZM109 92H110V90H109ZM215 92L211 93V95L212 96L215 95L214 94ZM203 93H204V95H203ZM206 93H207L208 96L205 95ZM229 93L227 94L228 97H227V95L225 96L226 98H229L230 94H232V92L230 94ZM111 94H112V92H111ZM119 94L121 96H119ZM142 94H144V93H142ZM171 94L172 93H170V95ZM58 95L60 97L57 98ZM148 95H149V93H148ZM88 96H91V95H88ZM106 96L104 98H106ZM115 96L117 98V95H115ZM135 96L137 97L138 94L137 95L135 94ZM140 96H138V97H140ZM168 96H169V93H168ZM203 96L205 98H208V99L203 98ZM221 96H223V95L221 94ZM263 96H264V94H263ZM240 97H242V95H240ZM149 98H151V97H149ZM222 98H220V99L222 100ZM226 98H223V99L225 100ZM81 99H83V97ZM81 99H80V101H81ZM101 99H102V97H101ZM136 99L134 98V100H136ZM88 100L90 101V98ZM95 100H96V103H97L96 105L94 103ZM106 100H107V98H106ZM150 100H148V102ZM197 100L199 102H197ZM217 100L219 101V99H217ZM71 101H74V104H72ZM89 101H87V102H89ZM103 101H104V99H103ZM243 101L246 102V103H244ZM91 102H90V104H91ZM260 102H261V104H259ZM34 103H35V101H34ZM84 103H82V104H84ZM215 103H217V102H215ZM222 103H223V101H222ZM224 103H225V101H224ZM151 104L149 103V106L143 105L144 106L143 109L144 108L146 109V107H147L148 110H149V107H151L150 109H152ZM225 104H224V106H225ZM36 105H37V102H36ZM32 106L33 105H31V107ZM35 106L33 107L34 110H35ZM212 106H214V107H212ZM242 106H245V108H241ZM209 107H212V109L214 108L215 111L212 110V112H209L210 111L209 110ZM155 108H157V109H155ZM70 109H72V110H70ZM145 109H144V111H145ZM153 109H152V111H153ZM256 109H258V111H256ZM36 110H37V108H36ZM226 110H228V111H226ZM146 112L147 111H145V113ZM154 112L152 113V115L154 114ZM259 112H260V114H258ZM149 115H151V114H149ZM149 115H148V117H149ZM203 115H204V117H203ZM224 115H221V116L224 117ZM225 117L223 118L224 120H226ZM141 118H143L142 115H141ZM151 118H153V117H151ZM229 118L230 117H228L227 120H230V119L232 120V118H230V119ZM89 122H91V123L88 126H90V125L91 126L87 128V123H89ZM224 122H226V121H224ZM128 123H129V121H128ZM256 123H257V125L255 126ZM121 124H122V122H121ZM109 126H110V128H109ZM111 126H114V127L112 128ZM150 126H154L153 130L155 128L156 129H159L162 132L163 135L162 136H155L154 137L155 139L157 137V139L155 140V142L153 144H151V146L149 148L144 149L143 152L139 153V149L137 148L139 146V144H137L136 136L143 129L150 130L152 128V127L150 128ZM254 126L256 128L257 127L258 128L256 129ZM233 127H235V126H233ZM105 129L102 130V131H105ZM129 129H130V127H129ZM224 129H222V131H220V138L229 137V135L231 134L230 133L231 131H229L227 129L224 130ZM108 132L109 131H106L104 133H106V135H107ZM232 133L234 134L233 131H232ZM254 133L258 134V136L255 135ZM253 134H254L253 137L256 136L255 137L256 139L253 138V141H252V135ZM91 135H90V137H91ZM104 136H103V138H104ZM259 136L261 137V140H262V143H263L262 146H256L254 144V140H256V142H257V138ZM73 137L74 138L75 137L76 138H79V141H80V146L79 147L77 146L76 149L74 147L75 141H74V143L72 141V138ZM151 138L153 139V136ZM149 139H150V136H149ZM193 139H194V137H193ZM46 140H45V142H46ZM137 140H138V138H137ZM77 144H78V140H77ZM94 144L95 143H93V145ZM101 145H102V143H101ZM96 148H94V149L96 150ZM209 148H210V150H212V149L214 150V147H209ZM84 149H85V147H84ZM108 149H109V147H108ZM166 149H169L170 150L169 151V154L170 155L167 157V159L162 160L161 154H163L164 150H166ZM245 149L248 150V152L245 151ZM99 150H101L103 152L102 149L99 148ZM132 150H133V152H132ZM216 150H218V149H216ZM18 151H19L20 158L22 159V161H29V162L31 161V158H32V149L31 148L22 147L21 146ZM18 151L16 153H18ZM128 152L130 153L129 155L127 154ZM77 154H78V152H77ZM167 154L168 153H165V156ZM141 156H144L143 160H142V158H140ZM163 158H165V157H163ZM261 165L263 166L264 163H262ZM63 167H64V171H65V174H66V172H71V171L74 172V170L79 171V170L86 169L87 164L86 163L85 164H81L80 162H78V159H77V161H74L71 164H67V165L65 164V166H63ZM110 168H111V166H110ZM111 170H113V169L111 168ZM106 171L104 172V170H103L101 173H99V174H101V176L103 175V181L104 182L106 181L107 183L108 182L109 183L114 182V180L117 177V174L114 171H109L108 170L109 171L108 173H106ZM163 177H165L166 180H167V182L165 183V188L164 189L159 188V186L157 187V185L156 186L154 185V184L157 183V181L160 178L163 179ZM250 177L254 181H257L258 176L256 175V173L250 174L249 178ZM52 179H54V178H52ZM100 179H102V178H100ZM229 180L234 183L233 187L236 188V190L233 189L232 183H231L230 187L232 189H229L230 187L228 188V191H231V193H229V194L227 193L228 194L227 195V194H224V193H225V190H226L227 181H229ZM78 181H80L79 180V177H78ZM210 181H211V184L210 185L207 184ZM100 182H102V180ZM50 183H53V182H50ZM82 183H84V180H83V182H81V184ZM259 184H261L264 187V180L260 181ZM82 185H84V184H82ZM235 185H236V187H235ZM85 186H82V187L79 186L80 188L78 187V188L74 189V191H75L74 193H76V196L79 197L80 194H83V193H85L87 191V188ZM237 188H239V189H237ZM122 189H124V185H123V188ZM152 193H155L154 199L151 198L152 197L151 196ZM108 194L109 193H105L103 195V196L106 195L104 197L105 199H106V197L109 198V199H111L110 197H112V194H110V197H108ZM44 196H46V195H44ZM102 198L103 197L101 196V199ZM40 200H42V199H40ZM40 200L39 201L37 200V202L40 203L41 202ZM168 200H171L170 203L169 204H165V202H167ZM119 201H121L123 203V205H124V207L122 206L123 207L122 210L120 209L121 210L120 212H114V213H112L111 215H108V216L113 217V218L114 217H119L120 220H123V222L124 221H130V223L131 222L134 223L136 221L140 222L139 219H138V210H136L135 207H131V208H126L125 207V206H127V203H128L127 200H126V198H125V196L122 197ZM96 203H97V201H96ZM199 204H198V206H199ZM67 208H66V210H67ZM71 209H72V212L73 211L75 212V213L73 212L74 215H76V214L77 215L85 214V215H80V216H88V215H90V217H93V216L96 217L98 215L104 214V213L100 212L98 209L97 210H94L93 209V211H91L90 209L88 210V208H87V210L86 209H83L78 204H76V207L74 209H73V207ZM71 209L69 208L70 211H71ZM57 212H59V211H57ZM214 213H215V215H213ZM136 216H137V218H136ZM215 221L212 222V225H213V223L215 225ZM203 222H204V220H203ZM218 222H216V223H218ZM125 223L126 222H124V224ZM212 225H210V226L212 227ZM229 225H228V227H230ZM145 226H148V224L145 225ZM205 227L208 228L209 227V224L208 223L205 224ZM228 227H227V224H226V228H228ZM61 229H63V228H61ZM125 229L126 228L119 230V232H118V234L120 236L119 240H130V239H133L134 238V237H132L133 232L126 231ZM227 231L229 232V230H227ZM232 231H234V230H232ZM45 233H48V232H45ZM138 233L141 235L140 237H141V239H142L143 242L153 241L154 240L153 237L156 236V234H154V232H151L150 234H148L145 231L138 232ZM224 233L226 234V232H223V234ZM50 234H51V232H50ZM55 234H51V235H55ZM174 236H175V234H173V233L170 234V237H174ZM42 237L49 238L51 236H48V235L45 236L44 235ZM190 237H187V239L185 238V239H181V240L169 239L168 242H170V243H177V244L178 243L199 244L200 246H196V247H193L192 246L193 247L192 250L195 249L196 252L198 250V253L199 254L200 253L203 254L204 259H206L207 261H209L210 259L211 260L214 259V263L215 264H230L232 262H237V261L240 262V260H242V262H243L246 259H249L252 262L251 264H263L264 263V254H262L261 252H260L261 254L260 253H253V252H251V253H248V255H246V256L245 255L244 256L236 255L234 257V256H231L229 254L228 255L221 256V254H223L224 252H226L230 248L234 247V244L237 243V242H235V243H233V244L230 245L229 244V243H231L230 236L228 237L229 238V240H228L229 242L227 241V244H226V242H225V244L222 242L223 244H220L219 245L218 243L215 244L213 242L214 244H212V245H215V246L212 247V248H211V246H212L211 244L209 246V242L211 241L210 238H209V236L206 237V240H196L195 239L196 241L194 240L193 237H191V238H193L192 240H188V238H190ZM238 243L241 244L240 241ZM207 245H208V247H205ZM61 248H63V247H61V245L60 246H46V245H42L41 244V245L37 246L36 249L37 250H41V251L43 250L44 251V250H53V249H61ZM159 249H162V251L164 249L167 250L166 248H159ZM168 249H170V248H168ZM176 249L174 248V251ZM180 249H182V248H180ZM185 249H187V248H185ZM172 250H173V248L171 249V252H174ZM58 251H60V250H58ZM177 251H179V250L177 249L176 252ZM12 252H14V250ZM171 252H170V255H173L174 253L172 254ZM192 252H194V251H192ZM192 252H191V254H192ZM166 253H168V252H166ZM188 253H187V256L188 255H191L190 253L189 254ZM168 254H164L165 257H168V256H166ZM175 255H176V253H175ZM177 255L179 256V254H177ZM9 257H11V259L13 257H14L13 259H16V260H14L12 262V264H62V262L61 263H59L58 261H51L50 262V261H44L42 259H40V260H37V259L31 260L30 259V260H28L26 262H21V261H17V258L20 259V257L17 254H12L11 256H8V257L3 256L2 260L6 261L7 259H9ZM171 257H175V256L173 255ZM190 257H189V260H188L189 262L191 261ZM168 259H170V258H167V260ZM186 259H188V258H186ZM151 260L152 259L150 258L149 254L146 253V254H143L142 255L140 261L138 260V262L140 264H150ZM0 261H1V259H0ZM176 261L178 262V260H176ZM185 261L188 262L187 260H185ZM171 262H173V261H171Z\"/></svg>",
    "mask_w": 264,
    "mask_h": 264
}]
</instances>
